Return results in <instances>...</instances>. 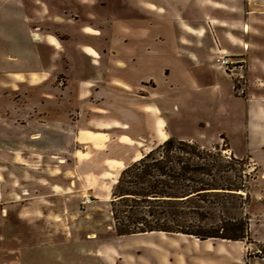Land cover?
Masks as SVG:
<instances>
[{
    "label": "rangeland",
    "instance_id": "374dc122",
    "mask_svg": "<svg viewBox=\"0 0 264 264\" xmlns=\"http://www.w3.org/2000/svg\"><path fill=\"white\" fill-rule=\"evenodd\" d=\"M25 1L29 15L32 10L36 9L33 6L34 3L38 5L40 11H49V14H44V17L40 13L35 16L39 20L35 33L45 32L47 34L49 32L50 35H56V33L64 34L65 32L78 41L81 33L78 23H82V63L84 64L82 65V78H87L94 71L93 68L96 69L93 66L94 61L99 64L103 63L104 68L105 61L109 62L111 56L122 57L132 51L142 54L145 47V51L151 54L152 63L155 61L154 55L158 54H161L167 61H171L172 54L177 50L184 56L185 64L193 68L194 64L188 55L199 56L201 64L207 70L209 69L210 73L231 84L229 94L224 89V92H220L222 95L220 101L213 103L212 116L205 113V107L199 101L197 103L193 101L194 109L177 112V115H173L171 118L166 115L169 113L166 110L163 113L166 117L163 118L165 127L162 133H151L154 127L150 125L146 127L142 121L121 119V113L112 114L117 116L119 123L117 125L113 124L114 121L105 118L107 115H102L94 124L87 123L88 132L86 135H82L80 141H77V137L74 138V140L76 139V152H79L78 158L82 159V187L80 183L76 187L70 185L67 192L70 191L71 194L78 195L79 199L82 197V202L83 197L92 201L84 209L81 207L82 240L88 241L89 239L90 241L82 243V258L68 255L69 258L64 261L51 257L44 262L47 264H163L166 258V262L169 264L170 260L173 261L176 256L178 258L181 256L182 264H192L190 262L194 263L193 259L203 261L206 257H211L210 254L208 256L204 248L200 249L208 245L202 246V242L196 239L190 240L191 238L187 237L155 234L118 238L114 231L110 206L113 188L126 168L170 138L181 141L186 138L197 141L198 138L203 142V138L208 135L210 138H217V141L211 143V146L217 144L215 148L208 151H214L216 148L222 152L226 151L222 155L225 157L231 173L234 170L240 173L244 168L253 177V180L247 185L250 200L245 207L242 205L244 200L241 202L238 198H229L225 201V206L219 205L217 198H210L212 203L218 204L211 208L215 220L208 225L210 227L218 226L225 219L228 221V228H232L230 223L233 218L243 219L246 224L248 240L241 243L242 248H238L239 245L232 243L217 245H225L230 249L235 247V250L230 251V258L234 259L236 264H264V136H258L260 132H264V122L255 123L256 127L251 128L249 138L245 122V103L261 102V106L264 108V102H262L264 96L257 98L260 93L262 96L264 91V0ZM80 15H82V21H80ZM56 24L68 25V27H59L56 30ZM196 27L208 29V36L203 38L198 47L192 46L195 43L192 29L194 30ZM83 48H89L94 53L93 56L89 55L93 60L83 53ZM215 48H219L224 53L222 55L232 57L236 63L235 70L227 73L236 75H234L235 99L232 96L233 80L231 81L220 73L217 65L218 56L214 57L212 54V50ZM256 66L261 67L260 72L256 70ZM222 71L226 73L225 70L222 69ZM194 74L197 75V73ZM55 84V90H58L59 96H63L60 94L62 87L59 86V83ZM45 89L44 92L38 93L36 96L40 100L39 102L44 100L49 102L52 99L50 97L54 96L50 88ZM159 92H163V86L162 83L156 81L151 84L152 108L156 107L161 113L165 106L167 109L171 107L170 110H173V106L177 105L178 111L182 110L183 106L174 101L170 102L168 99L165 105L159 103L157 96ZM25 94H27V99H31L29 92ZM23 96L20 95V99ZM59 96L55 95L53 98L59 99ZM198 96L200 93H190L188 101ZM23 100L25 101V99ZM104 100L106 104H102L100 100L97 101L105 109L113 111L116 106L112 103L113 100L111 98ZM52 105L55 107L54 104ZM220 110L222 112L219 119L215 116L220 113ZM78 119V115L73 114L69 121V124L75 127V135L79 134L78 128L75 126ZM38 122L47 123L46 120H38ZM147 123L149 124V122ZM91 126L95 129L93 133H91L93 130ZM40 127L44 129V125H40ZM49 128L50 126L47 125L46 129ZM129 128L130 131L127 130ZM221 131L226 132L228 136L222 134L218 137ZM128 132L129 135H127ZM141 138L145 140L143 141ZM64 144H68V142H64ZM194 144L198 143L194 142ZM235 154L237 157L234 156ZM3 155H6V160L0 153V163L12 161L9 158H14L16 153L10 151L4 152ZM55 156V164L57 166L64 164L60 166L64 171L70 170V166L74 164L75 158L70 153H56ZM231 157L240 161L238 162L240 164L233 163L229 159ZM44 167L43 165L37 171L42 173ZM230 175L233 185H237L239 181L232 174ZM14 183H7L3 189L0 188L1 193L7 191L4 194L6 198L0 200V203L16 200L12 193L19 188ZM110 191V202L102 203L104 195ZM23 193L22 195H24ZM243 196H247V193ZM82 202L79 200V203L82 204ZM22 229L24 237L30 235L28 226L24 225ZM56 231L51 229L49 234L39 232V238L54 239L58 236L66 238L69 233L63 230V226ZM221 259L222 256L217 254L214 259H209L206 263L211 264L214 261L215 264H221L219 262ZM175 262L178 261L174 260L173 263ZM27 264H29V260Z\"/></svg>",
    "mask_w": 264,
    "mask_h": 264
},
{
    "label": "crops",
    "instance_id": "0c3cea01",
    "mask_svg": "<svg viewBox=\"0 0 264 264\" xmlns=\"http://www.w3.org/2000/svg\"><path fill=\"white\" fill-rule=\"evenodd\" d=\"M34 4L36 9L31 11L30 16L25 0H0V153L5 160L4 152L16 153L14 158H9L12 161L0 163V188L3 189L5 184L13 182L19 188L12 193L16 198L14 202L0 203V264H27L28 260L29 264H47L44 261L51 257L64 261L69 258L68 255L82 258V243L90 241L82 240V208L79 203V200L82 202V197L80 195L79 199L78 195L71 194L67 190L70 185L76 187L78 183L82 187V159L78 158L79 152H76L75 140L80 141L82 135H86L87 123L94 124L102 115H107L105 118L114 121L113 124L117 125L119 124L117 116L112 114L121 113V119L142 121L146 127L149 125L154 127L151 133H162L165 127L163 118L166 117L163 113L166 110L169 112L166 115L171 118L177 115V112L194 109L193 101L196 103L199 101L204 105L205 113L212 116L213 103L220 101L222 98L220 92H224V89L229 94L231 85L210 73V70L201 64L199 56L188 55L194 64L193 68L185 64L184 56L177 50L172 54L171 61L158 54L154 55L155 61L152 63L151 54L145 51L144 44L142 54H138V51L129 52L122 57L114 54L109 62L105 61L104 68L103 63L94 61L93 66L96 69L92 67L94 71L87 78H82V65H84L82 23H78L81 32L78 41L65 32L56 33L57 36L55 34L52 36L49 32L35 33V28L39 25L38 17L35 16L40 13L44 17L49 11H40L38 5ZM34 18L36 20H33ZM58 25H55L56 30L59 27H68V25ZM192 31L195 39L192 46L198 47L203 38L208 36V29L196 27ZM89 50L83 48V53L87 57ZM212 54L214 57L218 56V59L222 56L230 57L222 55L224 53L219 48L213 49ZM89 59L93 60L91 57ZM256 67L257 71L261 68ZM218 69L221 74L233 80L232 96L235 99L236 75H229L219 67ZM156 81L163 86V92L157 94L159 103L165 105L168 99L183 106L182 110L178 111L177 105L173 106V110L165 106L161 113L156 107L152 108L151 84ZM55 83H59L62 87L60 94L63 96H59L58 90H55ZM45 88H50L53 97L58 95L59 99L50 97L52 99L49 102L47 100L39 102L36 96L44 92ZM27 92L30 93L31 99H27L25 94ZM190 93H200V96L188 101ZM20 95H24L22 99ZM263 96L264 91L262 96L260 93L257 98ZM103 98L113 100L112 103L116 104L113 111L99 104L97 100L106 104ZM245 105V122L248 128L246 131L249 138L251 128L256 127L255 123L264 122V108L261 102L250 101ZM252 106L254 108H251ZM221 112L220 110L215 117L220 119ZM73 114L79 117L75 123L79 131L78 135H75V127L69 124ZM38 120H46L47 123L41 124ZM40 125H44V129ZM47 125L50 126L49 129H46ZM94 130L93 128L90 132L93 133ZM127 130L130 131V128ZM222 134L228 136L226 132L221 131L218 137ZM258 136H264V132H260ZM75 137L77 138L74 140ZM188 139L182 141L196 142L207 151L217 145L211 146L217 138L213 139L208 135L203 138V142L198 138L197 141ZM64 152L70 153L75 158L73 166L71 165L70 170L66 171L60 168L64 164L57 166L54 162L55 154ZM247 154L251 156L250 153ZM43 165L44 171L42 173L37 171ZM20 191L21 194L18 195ZM6 192L1 193L0 189V200L6 198L4 196ZM110 196L111 191L104 195L101 202L108 204ZM24 225L28 226L30 231L27 237L23 235ZM61 226L65 232H69L66 238L60 236L54 239L39 238V232L49 234L51 229L57 232L56 230L61 229ZM47 228L51 229L47 230ZM73 232L77 235L74 236ZM224 243H232L242 248L243 242L218 240L202 242V246L204 244L208 246L200 249L204 248L211 257H206L203 261L193 259L194 263H190L210 264L206 262L219 254L222 256L219 261L221 264H236L234 259L230 258V251L235 250V247L230 249L225 245H217ZM181 259V256L180 258L176 256L174 260L178 262L173 263L174 260H170L169 264H182ZM163 264H167L166 258ZM211 264H215L214 261Z\"/></svg>",
    "mask_w": 264,
    "mask_h": 264
},
{
    "label": "trees",
    "instance_id": "16d2710c",
    "mask_svg": "<svg viewBox=\"0 0 264 264\" xmlns=\"http://www.w3.org/2000/svg\"><path fill=\"white\" fill-rule=\"evenodd\" d=\"M225 152L217 148L207 151L170 138L126 168L113 188L110 203L116 236L163 234L200 242L248 240L241 218L231 220L232 228L225 219L218 226L208 225L215 220L211 208L218 203L225 206L229 198H238L244 200L245 207L250 200L247 185L253 177L244 168L231 173L222 155ZM229 159L240 164L233 157ZM230 174L239 181L237 185ZM210 198H217L218 203Z\"/></svg>",
    "mask_w": 264,
    "mask_h": 264
},
{
    "label": "built area",
    "instance_id": "2783aa9c",
    "mask_svg": "<svg viewBox=\"0 0 264 264\" xmlns=\"http://www.w3.org/2000/svg\"><path fill=\"white\" fill-rule=\"evenodd\" d=\"M235 64L236 63L232 59L224 57V56H222L221 58L217 60V65L219 66V68L225 70L226 73L231 72L232 70H235L236 68ZM91 203H92L91 199H88L87 197H85L84 199L83 197V202L81 204L82 205L81 207H83L84 209L86 206L90 205Z\"/></svg>",
    "mask_w": 264,
    "mask_h": 264
},
{
    "label": "bare ground",
    "instance_id": "6f19581e",
    "mask_svg": "<svg viewBox=\"0 0 264 264\" xmlns=\"http://www.w3.org/2000/svg\"><path fill=\"white\" fill-rule=\"evenodd\" d=\"M95 35H96V34H95ZM87 53H88V55H90V56H93V55H94V53H93L92 51H90V50H89ZM141 140L144 141L145 139L141 138Z\"/></svg>",
    "mask_w": 264,
    "mask_h": 264
}]
</instances>
